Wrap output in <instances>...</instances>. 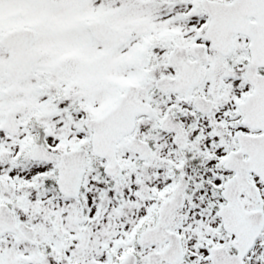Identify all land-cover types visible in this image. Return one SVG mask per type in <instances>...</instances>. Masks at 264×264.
Here are the masks:
<instances>
[{"label": "snow or ice", "instance_id": "snow-or-ice-1", "mask_svg": "<svg viewBox=\"0 0 264 264\" xmlns=\"http://www.w3.org/2000/svg\"><path fill=\"white\" fill-rule=\"evenodd\" d=\"M0 264H264V0H0Z\"/></svg>", "mask_w": 264, "mask_h": 264}]
</instances>
